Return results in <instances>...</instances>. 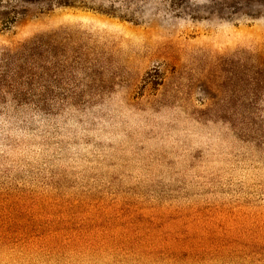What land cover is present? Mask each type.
<instances>
[{
  "label": "rangeland",
  "instance_id": "374dc122",
  "mask_svg": "<svg viewBox=\"0 0 264 264\" xmlns=\"http://www.w3.org/2000/svg\"><path fill=\"white\" fill-rule=\"evenodd\" d=\"M0 264H264V0H0Z\"/></svg>",
  "mask_w": 264,
  "mask_h": 264
}]
</instances>
